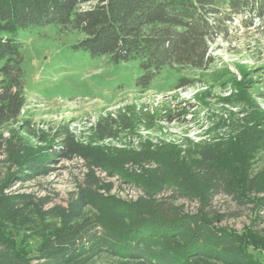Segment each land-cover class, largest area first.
<instances>
[{
	"label": "trees",
	"instance_id": "trees-1",
	"mask_svg": "<svg viewBox=\"0 0 264 264\" xmlns=\"http://www.w3.org/2000/svg\"><path fill=\"white\" fill-rule=\"evenodd\" d=\"M49 24L82 32L75 47L94 57L139 60L136 86L146 90L166 68L209 69L215 63L211 44L227 40L237 25L264 37V0H0V264H264L252 252L264 243L259 212L238 232L205 209L219 193L264 209V170L252 175L250 161L264 148V109L257 103L264 100V64L239 66L240 79L228 67L211 72L195 99L211 105L206 101L214 98L235 112L212 118L211 141L198 155L171 159L140 135L163 134L158 121L172 119L170 111L158 115L129 104L78 131L67 123L42 130L21 119L27 97L17 34ZM195 84L183 77L176 87ZM235 126L243 128L238 166L224 159L225 141H215L224 138L220 130ZM133 140L140 150L130 146ZM64 160L81 161L86 169L66 206L45 209L33 195L11 191ZM133 166L142 167L141 174ZM98 172L139 186L146 196L111 194L113 184ZM177 197L201 206L188 212ZM35 236L40 241L33 251L29 238Z\"/></svg>",
	"mask_w": 264,
	"mask_h": 264
},
{
	"label": "rangeland",
	"instance_id": "rangeland-1",
	"mask_svg": "<svg viewBox=\"0 0 264 264\" xmlns=\"http://www.w3.org/2000/svg\"><path fill=\"white\" fill-rule=\"evenodd\" d=\"M83 37L82 32L62 30L55 24L31 26L19 31L17 39L21 43L27 97L21 119L31 120L36 128L42 130L67 123L70 130L78 131L95 122L100 115L115 112L119 107L129 104L144 105L158 115L170 111L172 119L158 121L163 134L142 132L140 135L149 140L151 148L161 146L160 149L166 151V157L171 159L182 160L198 155L199 148L211 141L214 133L210 132L212 118L222 115L225 110L235 112V109L227 105H219L214 98L206 101L211 105L195 99L194 94L205 89L203 82L209 79L211 72L228 67L240 79L239 66L253 68L264 64V37L254 28L246 29L237 25V29H233L227 40L218 38L211 44L215 63L209 69L166 68L161 77L144 90L136 86V80L142 74L139 60L114 63L108 55L94 57L88 51L75 47ZM183 77L195 79L196 86L177 88L179 79ZM215 94L221 92L217 89ZM257 103L264 109V100L259 99ZM184 108L189 110L186 117L179 115ZM232 122L237 124V121ZM242 129L235 126L233 130H220L217 136L224 138L215 140L225 141L222 154L232 166H238L236 152ZM138 139L139 137L136 138ZM129 144L134 149H141L135 140ZM250 161L252 175L264 170V148L254 151ZM49 165L55 167L49 174L32 181L17 182L13 184L11 191L33 195L45 209L56 204L66 206L70 193L77 188L86 169L81 161L64 160ZM149 168L152 170L153 166ZM130 169L137 174L142 171L140 166ZM98 174L105 176L113 184L111 194L129 200L146 196L139 186L123 183L117 176L106 177L105 173L100 172ZM168 195L169 193L161 194L156 198ZM176 203H184L188 212H196L201 206L199 202L181 197H177ZM205 209L222 218L221 225L238 232L253 224L257 212L264 223V209H258L254 204L241 205L223 193L215 195ZM29 239V246L34 251L40 239L36 236ZM254 248V255L264 262V243L259 241Z\"/></svg>",
	"mask_w": 264,
	"mask_h": 264
}]
</instances>
